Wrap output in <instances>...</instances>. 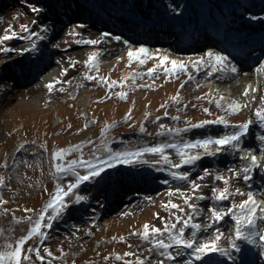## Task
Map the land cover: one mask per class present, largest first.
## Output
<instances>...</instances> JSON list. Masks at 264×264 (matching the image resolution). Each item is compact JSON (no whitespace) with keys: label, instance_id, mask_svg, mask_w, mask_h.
Segmentation results:
<instances>
[{"label":"rangeland","instance_id":"374dc122","mask_svg":"<svg viewBox=\"0 0 264 264\" xmlns=\"http://www.w3.org/2000/svg\"><path fill=\"white\" fill-rule=\"evenodd\" d=\"M66 1L70 5L67 4V6L71 7L77 15L80 10L77 7L79 0ZM109 1L116 2V0ZM231 1L227 0V2ZM58 3L60 2L56 0H0V35H3L4 29L9 27L19 32L21 24H27L33 31H39L40 26L43 25L52 27L62 18L61 13L63 12L56 10ZM135 3L138 5L141 19L146 20L147 17L149 19L153 13L156 14L160 11L158 6L160 0H138ZM29 5L38 6L43 11L39 14L33 13ZM99 9L102 12L105 11L102 8ZM33 21H36L37 24H33ZM122 21L123 19H119V22L113 25L119 26V23L123 24ZM78 24L84 27L76 28L77 32L85 31L90 35L106 30L98 29L99 23H90V20H82L77 16L73 20L69 18L64 27L67 29L71 25L76 27ZM111 33L128 40L118 30ZM128 41L132 46H135V49L140 47L137 41ZM172 41H175V37L169 32L166 34L164 42L148 45L156 49L152 52H158L160 55H167L170 60L179 59L185 63H189V58L195 60L197 56L205 57L208 52L204 46L198 48L197 43V48L194 47L191 52L180 56L181 52L171 48ZM26 44H28L27 41L14 39L6 42L5 46L20 49ZM114 45L116 44L110 40L99 46L102 49L98 56L99 71L88 73L96 75V81L86 79V69L83 64L85 57H81L82 63H77L75 68H70L67 75L57 78L62 81L77 80L81 83L79 86L70 85L69 87H66L65 83L56 85L57 88L63 86L66 89L64 92L49 93L45 87L47 84L45 72L41 73L40 70H37L40 60L46 54V49L42 48L40 41H38V51L21 55L23 58L14 62L13 70L4 73L3 68H0V176L5 179V186L0 187V197L6 201L5 204H0V250H3L8 243L15 245L19 237L25 235L30 229L29 224L23 221L17 222L20 218L33 214L24 212L23 209L31 208L33 212L38 211L48 202L50 193L55 191L56 181L51 175L50 157L56 150L84 143L83 152L87 159L91 148L98 145L101 139H106L113 150L136 148L146 143L154 145L164 140H172L171 136L157 137L155 135L159 123L168 127H184L183 121L186 119L197 123L205 119H214L219 115H224L230 123H241L251 119V114H255V109L261 106L260 97L264 96V80L255 91V102L251 104L250 108H244L237 114L227 115L216 108L214 103L210 104L208 99L197 100V97H204L205 93H208L209 97L215 96L217 99L220 95L214 94L213 88L208 87V85L211 86V83L205 82L206 73L197 72L196 69L191 68L190 64L188 71L195 79L188 81L183 88L180 86L188 80L187 73L173 74L171 77L160 75L155 79L147 76L142 79L137 78L136 87H133L131 75L133 71L146 73L157 60L156 58L150 59L144 65H139L134 60L130 65L127 55L124 57L127 52L126 45L122 44V49L111 55L109 50ZM254 48L249 49V55L252 54ZM75 51V48L60 46L56 48L54 54L48 57L45 65L47 67L58 65L64 67L68 58L75 55ZM107 52H109L108 56L105 55ZM15 56L16 53H8L6 56L0 54V61L6 60V57L9 60ZM260 63H264V58ZM26 65L28 66L25 67ZM13 72L19 73L21 78L27 76L28 82L17 84L15 76L12 75ZM30 76L33 79H30ZM99 77H104L108 81L115 80L118 85L110 91L105 84L99 81ZM157 80L161 81L158 85L156 84ZM193 81L195 84L190 85ZM253 81L255 80L253 79ZM139 85H147V87H139ZM23 87L26 90L21 91ZM258 88H261V91ZM221 90L224 88L218 86L214 88V91L217 92ZM120 91L127 93L126 100H121L114 94ZM177 93L181 100L178 105L172 101V97ZM33 96H38L39 100L32 102ZM151 97L155 102H149ZM154 103L165 104L168 107L162 108V113L151 115ZM186 103L189 104V107L184 109L183 105ZM192 104L197 106L193 108ZM177 108H180L181 111L178 112ZM203 108H209L212 115L204 113ZM165 111L169 113L168 117L164 116ZM146 113L150 114L147 120H145ZM129 114L132 119L124 122L125 117ZM158 116L162 119L154 125L152 121ZM172 116H180L181 120L173 121ZM110 124L116 126L105 132V128ZM141 124L146 127L145 133L139 131ZM210 126H214L216 130L219 129L217 135L225 132L220 129L221 125ZM196 129L184 134V138L195 140L197 138V134L194 132ZM255 132L254 139L259 142L257 137L264 134V129L259 127ZM26 141L28 142L26 151L17 152L19 145ZM87 141H92L93 144L89 145L86 143ZM40 145L45 147L41 149ZM99 154L97 153V155ZM169 155L175 162H178L175 150H170ZM78 156L79 153L73 152L67 159H75ZM224 156L225 154L221 155V160L215 157L219 162L211 163H208V159L205 157L198 162L197 166H185L182 170L190 171L193 179L204 168L213 172L218 170L229 176L228 168H236L239 171L245 163L238 159L226 163ZM145 158L151 160L158 157L148 155ZM5 163L9 165L8 168L3 166ZM28 163L32 167H28ZM164 179H168L170 185L166 186L163 183ZM262 182L264 183V179ZM205 183L209 187H202L201 192L206 196H210L213 183L221 189L224 187L223 182H214L210 177L206 178ZM229 186L230 191L234 194L229 201L223 202L222 206L225 208L230 207L233 202L239 204L242 200L247 199L246 195L235 194V189L239 188L245 194L250 191L245 187L242 179L235 177L230 179ZM262 186L264 190V185L262 184ZM170 187L173 189L180 187L186 191L188 185L183 181L173 180L167 171L157 172L149 165H124L109 170L108 174L98 183L93 181L81 185L78 191L86 197L81 203H73L74 197L67 198L69 207L64 210L61 218L53 222L51 229H46L48 239L40 246L41 255H45V258L48 259L44 253V248L47 247L53 254L52 264H123V261L116 259L117 255L123 256L127 252H144L145 248L150 246L140 237L130 236L129 233L142 231L145 223L163 228L164 220L157 218L156 213H159L160 217L164 219L168 218L169 213L161 207V204L162 202L167 203ZM146 197H150L151 202L146 200ZM172 200L183 205L182 198L174 196ZM195 203L199 207L207 209V212L208 208L215 204L210 200L195 201ZM126 211L130 213L127 216L123 215ZM185 211L189 210L186 208ZM210 215L209 213L208 216ZM172 222L175 223L174 218ZM214 227H219L227 237L233 229L234 223L231 217L227 216ZM259 227L264 230V222H260ZM189 232L190 229L186 230V235ZM121 236L125 237V241H120ZM113 237L116 239L113 240ZM210 239H214L213 232ZM221 243L227 247L226 239L222 238ZM239 243L242 251L235 254L238 257L236 264H244L246 262V242ZM33 246L35 245L32 240L27 241L24 246L25 254L27 248ZM260 248L261 254L264 255V247ZM105 256L109 257L107 261L104 260ZM135 259V256L125 257V260L135 261ZM210 259L213 264L220 261H223V264H233L232 261H227L226 258L218 255L212 256ZM32 260L34 264H40L34 255ZM203 264H209V260H205Z\"/></svg>","mask_w":264,"mask_h":264},{"label":"snow or ice","instance_id":"6c2138e0","mask_svg":"<svg viewBox=\"0 0 264 264\" xmlns=\"http://www.w3.org/2000/svg\"><path fill=\"white\" fill-rule=\"evenodd\" d=\"M33 13L39 14L43 11L38 6L29 5ZM33 24H37L33 21ZM83 25H77L76 28H83ZM20 31H15L12 27L4 29L3 35H0V54L7 55L8 53H16L23 55L25 53L38 51V41L42 42L48 39L43 35L44 32L50 31L48 25L40 26L39 31H33L27 24H21L19 26ZM71 36L72 43L76 45H89L97 46L101 43L108 41H117L126 45L128 62L131 65L135 60L139 65H144L148 60L156 58L157 62L152 68H149L146 73L134 70L132 75V86L136 87V79L144 78L145 76L153 79L158 78L160 75L171 77L173 74L187 73L188 80L181 84V88L195 77L188 71L189 64L191 68L196 69L197 72L203 68H209L206 73V78L212 77L216 73H238V67L232 63L230 58L219 52L208 51L206 53L207 60L201 56L195 60L189 58V63H185L179 59H171L167 55H160L158 52H152L147 47L140 46L133 49L132 44L123 39L119 35H113L109 32H104L97 38H86L77 32L75 29L70 30L68 33ZM20 39L27 41L28 44L20 49L5 46L6 42ZM64 43L71 47V44L65 40ZM53 47L59 48L60 44H54ZM98 56L96 51L91 52L87 59L83 61L86 72L85 76L88 81H96L97 76L94 74H88L89 72H98ZM78 61L68 58L69 67L63 68L61 71V77L67 75L70 68H75ZM170 64V66H169ZM159 70V71H158ZM257 72H264V63H262L257 69ZM177 78L179 76L177 75ZM99 81L105 84L111 91L118 85V82L113 80L109 82L104 77H99ZM62 83H71V81H62L61 79L54 78L51 82H48L45 87L49 93L54 91L64 92L66 89L63 86L56 87ZM139 87H147V85H139ZM200 87V85H197ZM255 93L256 89H253L251 85L244 88L241 96L242 99L226 98L224 95H220L219 99L215 96L209 97L208 93H205L204 97H197V100L208 99V102L214 103L215 107L220 109L227 115H233L240 113L244 108L251 107V101L243 99L249 97V93ZM121 100L127 99V93L124 91L114 93ZM110 98V97H108ZM256 96L253 95L251 100H255ZM172 101L175 104H180L179 93L172 97ZM261 106L255 109V116L259 120L260 127L264 129V96L260 97ZM197 105L192 104L191 107L195 108ZM161 108H167L168 105L162 104ZM189 104H184L183 108L187 109ZM204 113L212 115L209 108L202 109ZM177 111H181L177 108ZM148 113L145 114V120L148 118ZM164 116L168 117L169 113L164 112ZM132 119L131 115L125 117L124 122H128ZM161 117H156L152 121L154 125L160 121ZM173 121H180V116H172ZM184 127H168L163 123L158 124V131L155 133L157 137L171 136L172 140H164L154 145L145 144L136 148H123L121 150H113L108 144L106 139H101L98 145L91 148L88 156L85 159V153L83 152L84 143L70 146L69 148L56 150L50 157V163L52 165L51 175L56 181L55 191L50 193V199L43 205L41 209L33 212L31 208L23 209L24 212L33 213L20 218L17 222H25L30 225V229L25 235L19 237L15 242V245L8 243L3 250H0V264H34L32 256L34 255L40 264H52L53 254L45 247V255H41L40 246L44 244L48 239V232L46 229H51L53 222L61 218L64 210L69 207L67 198L74 197L73 203L79 204L86 197L79 193L81 185L89 182H99L109 170L124 165H149L157 172L167 171L173 180H180L188 185L187 190H182L180 187L168 189V201L161 204L166 212L169 213L167 219L160 217L159 213H156L157 218L164 220L163 228L151 226L148 223L143 225L142 231H133L129 233L130 236H138L143 242H146L149 247L145 248L144 252H127L123 256L117 255L116 259L123 261V264H203L205 260H209V264H213L211 257L218 255L226 258L227 261H232L236 264L238 260L236 253H241L242 248L239 242L243 241L248 244H257V237H259V246L264 247V230L259 227L260 222H264V207H261V201L255 198V194L252 191H248L246 194L241 192L239 188L235 189V194L247 196V199L242 200L239 204L231 203L230 207H223L224 201H229L233 196V192L230 191L229 181L233 177L236 179H242L244 182H250L255 170H264V134L257 137L260 142L257 146V150L261 153L258 158L252 151L245 150L242 146L244 138L248 135L250 126L253 124L251 119L246 122L238 124H230L229 120L224 115H219L214 119H205L197 123H193L191 120H184ZM210 125H222L225 128L231 127L234 129L229 133L220 135L215 138L211 135L206 137H198L195 140L185 139L184 134L189 133L192 129L205 128ZM116 125H110L105 128V132L109 128ZM87 127V125H85ZM141 133L146 132V127L141 124L139 127ZM22 143L17 148V152L26 151V144ZM92 145V141L86 142ZM41 149L45 146L40 145ZM170 150H175V156L178 158V162H175L171 155ZM73 152L79 153L78 158L67 159ZM97 153H100L97 155ZM226 153H238V159L245 163L237 171L234 168H228L227 172L230 174L226 176L220 171H211L208 168H204L193 179L191 178L190 171H183L185 166H197L198 162L205 157L215 158ZM148 155L158 157L156 159L145 158ZM27 163V161H25ZM160 165V167H158ZM8 168L9 165L5 163L3 165ZM28 167H32L28 163ZM211 178L214 182H223L224 187L221 189L213 183L211 185V194L206 196L201 192L202 187H209L205 183L206 178ZM71 178V179H69ZM163 183L167 186L170 185L168 179H164ZM5 186V179L0 176V187ZM179 197L183 199V205L173 202L172 197ZM146 200L151 202L150 197H146ZM210 200L215 204L208 208V212L211 214L206 219L208 223L203 226L200 223L195 222L196 217L204 215V209L199 207L195 201ZM0 197V204H5ZM189 211H185V209ZM175 210V211H173ZM7 211V209H5ZM129 212H124L123 215H129ZM230 216L235 222L234 227L230 234L225 237L224 232L219 227H214L219 222L223 221L225 217ZM175 219V223L172 219ZM15 219V217H14ZM179 225V226H178ZM190 229V232L186 235V230ZM209 229H213L214 239L202 238L200 234L202 232H208ZM226 239L227 247H225L221 240ZM116 238L113 237V240ZM32 240L34 245L26 250L24 246L27 241ZM120 241H125V237L121 236ZM126 256H135V261L125 260ZM142 257V258H141ZM60 259V258H56ZM108 256L104 257L107 261ZM215 264H223V261L215 262Z\"/></svg>","mask_w":264,"mask_h":264},{"label":"bare ground","instance_id":"6f19581e","mask_svg":"<svg viewBox=\"0 0 264 264\" xmlns=\"http://www.w3.org/2000/svg\"><path fill=\"white\" fill-rule=\"evenodd\" d=\"M56 1L60 2L58 3L56 10L63 12L61 13L62 18L57 24L50 27V31L45 32L48 39L42 41L41 46L43 49H46V54L43 56V59L40 60V65L37 69L40 70L41 73L45 72V79L47 83L51 82L54 78L61 77L60 74L62 69L69 67L68 62L65 63L64 67H61V65L56 67H47V65H45L48 57L56 51V47H53L54 44H60V46H63L64 48H75V55L71 58L75 61L78 60V63H82L83 60L87 59L91 52L96 51L101 53L102 49L99 46L106 43H101L100 45L92 48L89 45H76L72 43L73 38L69 36L68 33L70 30H76V27L75 25H71L66 29L64 26L69 18H72L73 20L76 16L82 20H90V23H99L101 26L98 25L97 28L106 29L104 32L111 33L118 30L122 33V36H125L126 39L137 41L139 46L147 47L150 51H154L156 49L150 47L148 44L164 42L165 36L171 28L174 29V34L177 36L175 41H172L173 43L171 44V48L181 52L180 56L191 52L192 49L197 46L198 41L202 42L205 40L208 42H218L220 45L224 42V44L230 45L235 52L237 59L241 60L239 62L240 67H238L239 71L236 74L216 73L212 77L208 78H206L205 74L204 80L211 83V87L213 88L212 92L214 94L218 93L219 95H224L226 98L242 99L241 94L244 88L251 85L253 89H257V87H259L264 80V72L256 71V69L262 64L260 63L261 59L264 58V0H232L231 2H227V0H160V4L158 5L160 8L159 13H153L150 18L148 19L147 17L146 20L141 19V13L138 9V5L135 3L138 2V0H116V2L109 0H79L77 7H79L80 10L77 15L71 7H68L70 5L66 0ZM99 8H102L106 12H102ZM119 19H123V24L119 23V26L113 25L116 22H119ZM234 30H237L238 32L236 31L235 33ZM104 32H96L94 35H90L85 31L80 33L86 38H97ZM184 32L188 33V37H184ZM234 33L235 35L233 36ZM245 35L247 37H245ZM233 39L238 40L236 42H230V40L232 41ZM65 40L71 44V47H68V45L64 43ZM113 43L116 45L110 48L109 51L112 53L111 55L120 51L123 47L120 42L113 41ZM203 44L204 43H202L201 46H203ZM254 46L256 47L254 48L252 54H247L246 50ZM198 48L201 47L198 46ZM133 49H135L134 45ZM208 50L215 51L217 49L216 47L209 45ZM221 54L228 56L226 52H222ZM257 54H261V56L257 58ZM105 55L108 56L109 52ZM126 55L127 52H125L124 57ZM235 56H232L231 59L235 60ZM81 57H85V59L80 60ZM22 58L23 57L18 54L9 60L6 57L7 61L4 59L0 61V68H3L2 71L4 73L9 72L10 70H13L14 62L21 60ZM197 58L198 56L196 59ZM205 60H207L206 54ZM233 62L234 61L232 60V63ZM236 62H238V60H236ZM242 62L244 63L242 64ZM27 66L28 65L25 67ZM208 69L209 68H203L201 73H207ZM12 75L15 76L17 84H24L28 82L27 76L21 78L19 73H14ZM29 78L33 79L31 76ZM253 79L255 81H253ZM109 81L111 82L112 80ZM160 82L161 81L157 80L156 84L158 85ZM193 84H195L194 81L190 85ZM65 85L66 87H69L70 85L79 86L81 83L74 80L71 81V83H65ZM149 86L152 87L151 84H149ZM215 86L222 87L224 90L219 92L214 91ZM22 90H26V88L23 87L21 91ZM259 90L261 91V88ZM253 95H255V93L250 91L249 97L243 99H248L251 101V104H253L255 102L254 100H251ZM38 100V96H33L31 101L36 102ZM151 101L155 102L153 97L149 99V102ZM160 106L161 105L154 103L150 112L151 115L162 113V108ZM148 116H150V114ZM251 117V120L254 122L250 126L248 135L244 138L242 146L245 150L252 151L259 158L261 153L257 150V146L260 142L255 141L254 137L256 136L255 131L260 127V124L254 113L251 114ZM220 129L225 132L219 135H217L219 129L216 130L214 126H206L205 129H196L194 132L197 134V138L206 137L208 135L218 138L220 135L234 130L231 127L225 128L224 126ZM235 154L237 153H226L224 156L226 157V163L238 159V156ZM217 157L221 160V156ZM206 158L208 159V163L219 162L215 158ZM263 179L264 170H255L251 181L244 182L245 187L255 194V198L258 201L262 202L261 207H264V190L262 188ZM206 211L207 209H204V213H206ZM195 222L200 223L202 226L208 223L207 219H204L201 216L196 217ZM233 223L235 222L233 221ZM212 232L213 229H209L206 233L202 232L200 236L202 238H208L212 235ZM245 244L246 262H244V264L262 263V260H256L261 254V248L258 245L259 237H257V244Z\"/></svg>","mask_w":264,"mask_h":264}]
</instances>
